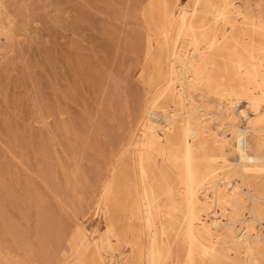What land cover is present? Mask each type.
<instances>
[{
	"label": "rangeland",
	"instance_id": "1",
	"mask_svg": "<svg viewBox=\"0 0 264 264\" xmlns=\"http://www.w3.org/2000/svg\"><path fill=\"white\" fill-rule=\"evenodd\" d=\"M228 1L256 28L239 16L232 27L220 24L222 0H0V264H188L185 184L213 189L214 174L223 177L235 156L218 137V106L239 97L232 113L243 128L256 82L264 87V0ZM213 19L227 52L207 50L202 29ZM190 21L204 68L195 87L174 58L190 55ZM163 110L206 115L205 135L189 141L188 164L185 117L167 130L166 113L141 144L152 112ZM228 178L242 182L237 168ZM245 180L237 196L220 185L217 205L198 197L201 221L252 219L250 197L264 212V170ZM260 233L254 225L253 236ZM223 253L195 264H264L259 239L250 256Z\"/></svg>",
	"mask_w": 264,
	"mask_h": 264
},
{
	"label": "bare ground",
	"instance_id": "2",
	"mask_svg": "<svg viewBox=\"0 0 264 264\" xmlns=\"http://www.w3.org/2000/svg\"><path fill=\"white\" fill-rule=\"evenodd\" d=\"M222 1L224 9L221 13L217 14V20L221 21L220 24L223 26L226 25L228 28L232 27L233 21L231 17L239 16V19L243 24L245 23L250 25L252 29L256 28L255 22L253 19H249L247 17V13L237 11L228 0ZM195 13L196 10L192 12L191 16L193 18ZM217 20L213 19L211 29L209 31H207L204 27L202 29L205 36L209 37L207 47L208 51L215 48H217L220 52L227 50V44L221 45V43L218 42L219 32L218 24L216 22ZM236 20L237 19L234 21ZM195 29L196 27L194 24L191 21L188 22V25L186 26L187 36L191 38V50L189 57L181 54L180 52L177 53V56L174 55L175 61L178 63V69L176 72L182 77L188 74L186 83L188 86L193 85V87H195L196 82H198L202 77L201 75L204 70L203 64L201 63V57L197 55L199 48L195 38ZM166 37H168L167 34L165 35V38ZM167 54L168 57L172 56L171 52H167ZM171 66V62H169V71L166 73L164 78L168 85L174 83V78L172 77L170 70ZM251 67L253 75L257 76L258 68L254 58L251 59ZM238 70H240L239 66L236 67V72ZM234 76L235 78L240 79L236 73ZM177 92L181 95L183 93L181 88L177 89ZM226 102V106H218V110L221 113L222 118L220 119L221 123L217 128V133L220 141L222 140V142L229 147L230 151L235 153V156L232 157L231 162L229 159L225 160L228 165L227 171L223 174V177L220 178L214 174L213 179H215V181L218 179V182L213 186V189L208 190L202 187L200 188L201 185L192 183L185 184L184 195L190 219L187 222L183 236L188 249V264H195L196 262L203 263L206 259L212 257L213 261H221L224 259L223 257H225V254L223 253L224 250H230L233 252L244 251L246 255L250 256L252 254V241L254 239H259L264 246V235L260 233L257 237H254L252 234L254 231V225L264 229V212L259 209L258 203L255 202L256 198L250 197L252 201L250 213L253 218L243 220L239 223H232L229 220L223 223L219 216H212L213 219L211 220V223L204 224L201 221L200 214L196 211L197 203L199 202L198 197L201 198V200H206V203H213V205H217L219 195L218 187L220 185L227 187V191L232 196L244 194L239 184H246V175L251 173L253 170H264V167H259L264 166V113H260L261 107L264 106V87L259 82H256V93L247 101L251 111L253 112V117L248 119L246 126H243V128H239V126H237V117L232 113L239 106V97L236 96L231 99H226ZM201 103L202 106L199 109L207 111L205 108V100L202 98ZM152 113L151 122L153 121V123H150L149 121L147 125H144L140 134L142 146H146L150 143V139L155 134L157 127L156 123L159 122V118L161 119L167 112L163 110L154 111ZM160 113L163 114L160 115ZM194 113L196 112H187L185 116L175 111L167 113L170 118L167 121V127H169L167 130H170L175 117H185L187 119L186 122L188 125L183 129V139L185 142L184 148L187 153V164L191 154L189 141L205 135L204 130L207 129L206 124L208 123L207 118H204L206 115L203 117H193ZM237 115L240 118H244V116H246L244 111H239ZM191 121L197 123L198 128L192 127L190 125ZM219 132L221 133V136H219ZM236 168L242 176L241 183L230 181L228 178V175L235 171ZM200 189H202L201 192H199ZM230 198L229 200H226L227 203L233 201V199ZM145 212L147 214V222L151 226L153 209L150 203L145 205ZM245 223L246 225L244 226ZM236 224H239V228H237ZM211 229H222L223 232L220 235L215 236L211 232ZM161 235L163 238H167L165 228L161 229ZM155 237V233H153V238ZM226 264L230 263L227 262Z\"/></svg>",
	"mask_w": 264,
	"mask_h": 264
}]
</instances>
